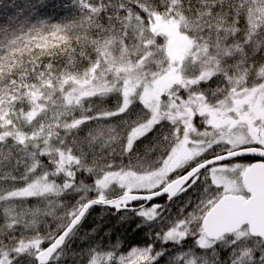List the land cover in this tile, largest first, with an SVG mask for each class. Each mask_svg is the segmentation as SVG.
<instances>
[{
  "label": "snow or ice",
  "instance_id": "1",
  "mask_svg": "<svg viewBox=\"0 0 264 264\" xmlns=\"http://www.w3.org/2000/svg\"><path fill=\"white\" fill-rule=\"evenodd\" d=\"M76 4L0 24V264H264V0Z\"/></svg>",
  "mask_w": 264,
  "mask_h": 264
},
{
  "label": "trees",
  "instance_id": "2",
  "mask_svg": "<svg viewBox=\"0 0 264 264\" xmlns=\"http://www.w3.org/2000/svg\"><path fill=\"white\" fill-rule=\"evenodd\" d=\"M8 5H15V7H8ZM17 9L23 12V15L18 16L19 13H17ZM29 13L32 14L33 22L37 19H45L50 23H62L77 18L81 13V9H79L76 4V0H0V24L8 23L9 17H12L16 23H19L24 20L25 16H28ZM184 34L186 35V33ZM249 162L253 163L254 160L249 159ZM86 166L92 167L90 164ZM68 169L74 171L79 170L74 163L69 164ZM78 178H83L88 183H91L94 179V177H90L87 173L82 177L78 174ZM93 218L96 223L103 226L104 231L99 234L98 240L104 244L109 242L115 243L116 237L123 235H126L130 240H139L143 238L142 235L137 236L136 232L133 231L125 233L124 229L117 225L115 216L106 209L97 208L93 213ZM114 225L116 229L111 238L104 237V233ZM80 243V241H77L76 245L79 246ZM68 264H71V261H69Z\"/></svg>",
  "mask_w": 264,
  "mask_h": 264
},
{
  "label": "water",
  "instance_id": "3",
  "mask_svg": "<svg viewBox=\"0 0 264 264\" xmlns=\"http://www.w3.org/2000/svg\"><path fill=\"white\" fill-rule=\"evenodd\" d=\"M256 179L254 175L253 181L255 182ZM247 221H255L258 226L264 225V202L257 201L252 205L234 203L215 217L214 227L232 228Z\"/></svg>",
  "mask_w": 264,
  "mask_h": 264
},
{
  "label": "rangeland",
  "instance_id": "4",
  "mask_svg": "<svg viewBox=\"0 0 264 264\" xmlns=\"http://www.w3.org/2000/svg\"><path fill=\"white\" fill-rule=\"evenodd\" d=\"M161 31H165V29H161ZM186 35L180 30L179 27H176L175 34H169L167 45L173 50V51H182L184 42H185ZM160 111H164L163 108H160ZM254 160V159H252ZM247 161V162H246ZM244 161L245 163H249V160ZM255 161V160H254ZM255 163V162H253Z\"/></svg>",
  "mask_w": 264,
  "mask_h": 264
},
{
  "label": "flooded vegetation",
  "instance_id": "5",
  "mask_svg": "<svg viewBox=\"0 0 264 264\" xmlns=\"http://www.w3.org/2000/svg\"><path fill=\"white\" fill-rule=\"evenodd\" d=\"M254 160H255L254 162H257V163H259V162H258V158L254 159Z\"/></svg>",
  "mask_w": 264,
  "mask_h": 264
}]
</instances>
